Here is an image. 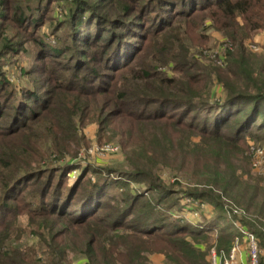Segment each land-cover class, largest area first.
I'll list each match as a JSON object with an SVG mask.
<instances>
[{"label": "trees", "instance_id": "obj_1", "mask_svg": "<svg viewBox=\"0 0 264 264\" xmlns=\"http://www.w3.org/2000/svg\"><path fill=\"white\" fill-rule=\"evenodd\" d=\"M50 1L0 0V264H152L153 253L212 264V247L229 253L245 230L264 264V176L248 143L264 139V50L248 45L264 28V0H177L181 19L140 26L138 48L124 39L129 6L65 0L77 27L91 21L88 33L46 49L56 82L18 103L2 60L19 50L7 27L25 30ZM204 19L227 42L219 63L193 40L190 24ZM92 123L101 141H119L125 169L89 165L68 181ZM182 197L241 227L174 224L164 208H183Z\"/></svg>", "mask_w": 264, "mask_h": 264}, {"label": "rangeland", "instance_id": "obj_2", "mask_svg": "<svg viewBox=\"0 0 264 264\" xmlns=\"http://www.w3.org/2000/svg\"><path fill=\"white\" fill-rule=\"evenodd\" d=\"M92 1L95 2L97 0ZM179 1L103 0L101 2V5L102 7L117 9V11L120 13H123L122 11L124 10V7L129 6L130 12H128L129 14L127 17H129L128 20L131 22L127 25L123 24L125 28L124 32L127 33V36L124 39L126 40V42H135L133 44L137 45L138 48V44L136 43L141 41L140 36L145 33L140 28V26L146 25V28L152 29L159 18H162L163 22L174 21V23L177 20L181 19V13L179 14L178 12L182 11L183 8H180L181 5L178 4ZM69 8L65 0H51L49 4H44L42 7H39L32 11V13L30 14V22L25 26V30H23L22 28L18 29L17 26L14 27L12 25H9V27H7L8 32L6 33V38H9L11 36L12 41H15V43L18 44L15 47L19 50L17 53L3 56L2 60L4 61V70L6 72L7 79L12 84H14L17 89V96L15 99L16 101H19L18 103L22 101L20 99L21 95L24 96V93L28 90H33L37 93H41V97H44L47 89L51 87L52 83L56 82L54 78L55 72H60V70L57 69L60 64L56 61L47 62V59L51 56L46 52V49L61 48L65 46L67 42H71L73 39L78 40L81 36H84L86 35V33H88V29L86 27L90 24L91 21L87 20V23L82 27H77L76 23H74V21L70 18ZM176 9L181 10H177V12L174 13ZM158 13H160V16H157ZM173 13L174 15L171 19V15ZM31 18H38L40 21L33 24ZM187 19L188 18H186V20L184 21H187ZM190 25L193 27L190 28L193 31V40L199 39L198 44L199 50L201 51L200 53L204 57L212 59L215 63H219V57L223 56V54L227 52L226 49H228L227 42L224 39V35H222L220 31L212 28L211 22L208 19H204L203 21L197 20ZM190 25L186 24V27L189 28ZM126 26H128L129 28ZM259 31H257L256 34ZM93 32L94 31H92L91 33ZM105 35L106 33L104 34V36ZM150 35L153 36V34ZM253 39L251 41H248V44L252 43ZM254 44L259 47V49L263 48L262 44ZM73 46L75 48H78L80 47V44H73ZM141 47L142 44H139V48ZM262 50H264V48ZM194 51H196V48ZM45 56H47L48 58H45ZM71 60L72 56L68 59L67 57L66 59H60L62 64H68L71 62ZM72 63H74V61ZM49 69L54 70V73H51ZM82 133L85 136L87 145L82 150V155L80 156L82 158H78V160H76L75 162L78 167L76 172H74L75 170H72L70 172L68 181L74 182V179H76L81 170L84 167H88L89 165H94L97 169H99L98 167H105L111 171H122V169H125V159L123 158L121 145L118 140H111L108 142L101 141V139H99V126L97 123L88 124L85 128H83ZM248 143L250 145V150L253 154V157L254 150L264 149L263 138H261L260 140H253L250 138L248 139ZM109 145L118 146V149L112 150L109 148ZM258 162H260L259 164L261 165L258 168L253 169L254 171H257L264 176V154L262 155V153H259ZM90 174L91 172L88 173V176H90ZM92 177L95 178L94 176ZM113 177L118 179V173L113 174ZM173 181L174 179H171V182ZM136 187L138 189H145L141 184H138ZM120 192L121 190L116 192L114 190H110L109 193L119 195ZM180 200L183 208L180 209V206L170 209L164 208L165 211H167L168 219H170L171 221L173 220L174 224L186 223L187 227L190 228L195 227L197 229H207V227L213 223L211 230L214 231L213 233H216L220 229V227H222V225H236L237 227H241L238 222L230 224L231 221L228 222L227 219L215 218L214 214L210 212V210L214 206L209 204L208 200L206 199L195 200L191 199L190 197H182L180 198ZM21 221L25 224L27 222L26 216H22ZM246 238L235 239L234 244L230 248V251H232V249L234 248H236L237 250L234 264H243L240 259L242 255L245 258L244 263L250 264L251 246ZM236 242L238 243L235 244ZM213 249H215V247H212L211 251ZM214 251L216 252V254L218 253L217 249H215ZM224 253L228 255V252ZM212 256L213 254L211 255L210 252V259L212 261V264H214ZM217 257L220 258V256L218 255ZM228 259H230V254ZM76 260L77 259H73L72 264L84 263L82 262V259H78V261L81 260L80 262ZM150 260L152 264H156V262L157 264H168L166 262L165 255L160 253H153L150 256ZM257 264H260L259 258L257 260Z\"/></svg>", "mask_w": 264, "mask_h": 264}, {"label": "built area", "instance_id": "obj_3", "mask_svg": "<svg viewBox=\"0 0 264 264\" xmlns=\"http://www.w3.org/2000/svg\"><path fill=\"white\" fill-rule=\"evenodd\" d=\"M248 45L252 50L259 51V47H257L254 43H249ZM109 148L112 150H117L118 146L109 145ZM259 153H262V155H263L264 149L254 150L255 159H254L253 165L256 168H258L261 165V164H259L260 162H258ZM74 172H76V170ZM244 234H245V238L247 236L246 239L248 240V243L251 246L250 264H257L259 250H258L256 238H255L254 234L251 233L250 231L245 230ZM237 243L238 242H236L235 244H237ZM237 249H238V247H237ZM214 250L215 249H213L211 251V255L213 254L212 259H213L214 264H218V263H220V264H223V263L224 264H234V259H235L236 251H237L236 248L232 249V251H230V253H228V255H226L224 252H222L221 254H218V253L216 254V252ZM229 254H230V259H228ZM217 255L220 256V258H218Z\"/></svg>", "mask_w": 264, "mask_h": 264}, {"label": "crops", "instance_id": "obj_4", "mask_svg": "<svg viewBox=\"0 0 264 264\" xmlns=\"http://www.w3.org/2000/svg\"><path fill=\"white\" fill-rule=\"evenodd\" d=\"M252 43H256V44H262L263 45V48H264V28L263 29H261L256 35H255V37H254V39H253V42ZM262 48V49H263ZM262 49H259V50H262ZM214 208H212L211 210H210V212H212V213H214V210H213ZM245 239V238H244ZM241 255V254H240ZM240 259H241V261L243 262V264H245L244 263V256L242 255L241 257H240ZM162 260V259H161ZM156 264H157V262H156Z\"/></svg>", "mask_w": 264, "mask_h": 264}]
</instances>
